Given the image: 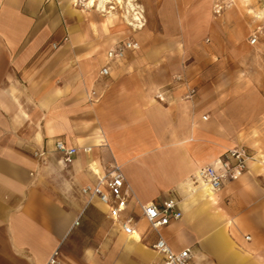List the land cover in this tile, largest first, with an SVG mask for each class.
Returning <instances> with one entry per match:
<instances>
[{"label": "crops", "instance_id": "1", "mask_svg": "<svg viewBox=\"0 0 264 264\" xmlns=\"http://www.w3.org/2000/svg\"><path fill=\"white\" fill-rule=\"evenodd\" d=\"M74 1L0 0V264H48L58 248L61 264H153L157 234L141 205L168 197L183 211L161 230L174 250L191 248L199 264H264V164L251 160L216 192L191 181L229 148L264 152L254 9L136 0L146 23L135 31L117 11ZM129 39L140 47L107 57ZM59 138L78 149L72 163ZM112 163L134 193L124 212L134 236L82 191Z\"/></svg>", "mask_w": 264, "mask_h": 264}, {"label": "built area", "instance_id": "2", "mask_svg": "<svg viewBox=\"0 0 264 264\" xmlns=\"http://www.w3.org/2000/svg\"><path fill=\"white\" fill-rule=\"evenodd\" d=\"M60 1V0H46ZM89 0H75L74 5L82 8H91L88 4ZM222 6L216 4V11H220ZM256 22L254 29L249 37V42L252 45L264 44V9L254 13ZM140 47V43L135 40H126L122 43L110 48L107 52V57L110 60L121 59L125 56L126 50L136 49ZM100 73L108 75L110 68L102 67ZM176 76V79H180ZM195 89H190L188 97L195 94ZM95 94V92H93ZM207 118V116H204ZM55 150L61 153L65 163H72L78 152L74 146H69L63 139L55 141ZM91 147H86L85 151H90ZM34 155L45 158L46 150H36ZM251 160H258L264 164V152H254L245 145L229 148L216 163L207 164L198 169L194 175V182L202 181L208 185L212 191H218L227 183L239 179L248 168ZM105 186V187H104ZM84 194L90 197H99L100 200L109 206L110 214L114 218L123 232L127 235L134 236L137 233L138 221L135 216L128 214L124 216L129 203V199L133 198L134 193L127 182L123 168L119 163L109 165V171L99 177V182L95 185L88 184L82 189ZM143 217L148 221L151 228L157 234V239L153 243V248L161 255V258L153 264H199L194 260V254L191 248L182 250H174L162 235V228L169 225L174 220H179L183 216V211L179 206V200L174 197L164 199L160 204L149 202L141 205ZM79 219L74 225H79ZM250 239V236H247ZM48 264H61L59 261V248L56 249L49 259Z\"/></svg>", "mask_w": 264, "mask_h": 264}, {"label": "rangeland", "instance_id": "3", "mask_svg": "<svg viewBox=\"0 0 264 264\" xmlns=\"http://www.w3.org/2000/svg\"><path fill=\"white\" fill-rule=\"evenodd\" d=\"M230 1L233 2L235 0H230ZM243 2L249 3L248 4L249 8L254 9L253 14L264 9V0H243ZM88 4L90 7L92 6L91 8H96L104 12H113V11L119 12L120 14H122V18L126 21V23L130 25V27L134 28L135 31L138 29L141 30L142 27H144V23H146L144 19V16H145L144 8L140 7V5L136 3V0H134L136 9H133V7L130 6L129 0H128V3H127V0H123V2L121 3H118L117 0H111V2H107V3L105 2L104 3L105 6H100V0H98L96 2V5L94 6L90 5L89 2ZM112 6H114L115 8H112ZM136 12H138V14L141 16L142 22H140L139 20L137 21L135 19V16L137 14ZM130 23H133V25ZM141 23H143V26ZM245 145L250 146L247 143H245Z\"/></svg>", "mask_w": 264, "mask_h": 264}, {"label": "bare ground", "instance_id": "4", "mask_svg": "<svg viewBox=\"0 0 264 264\" xmlns=\"http://www.w3.org/2000/svg\"><path fill=\"white\" fill-rule=\"evenodd\" d=\"M98 0H89V3H90V5H96V2H97ZM118 1V3H121V2H123V0H117ZM107 3V2H111V0H100V6H105L104 5V3ZM127 3H128V0H127ZM129 3H130V6L131 7H133V9H136V7H135V4H134V0H129ZM108 7V6H107ZM112 8H115L114 6H112ZM137 14H136V16H135V19L138 21H140V22H142V20H141V16L138 14V12H136ZM143 16V15H142ZM130 24H132L133 25V23H130ZM142 24V26H143V23H141ZM198 172V171H197ZM191 181H193L194 182V177H191ZM197 181H200V180H197ZM197 181H195V182H197ZM202 184H204L202 181H200ZM199 183V182H198ZM205 186H207L208 188H209V186L208 185H206V184H204ZM210 189V188H209ZM211 190V189H210ZM212 191V190H211Z\"/></svg>", "mask_w": 264, "mask_h": 264}]
</instances>
